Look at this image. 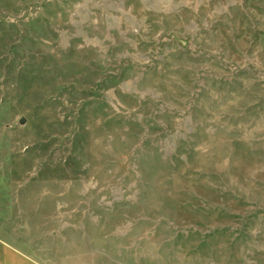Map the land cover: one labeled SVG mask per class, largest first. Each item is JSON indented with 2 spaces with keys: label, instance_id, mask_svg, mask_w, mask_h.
Here are the masks:
<instances>
[{
  "label": "rangeland",
  "instance_id": "obj_1",
  "mask_svg": "<svg viewBox=\"0 0 264 264\" xmlns=\"http://www.w3.org/2000/svg\"><path fill=\"white\" fill-rule=\"evenodd\" d=\"M0 245L264 264V0H0Z\"/></svg>",
  "mask_w": 264,
  "mask_h": 264
},
{
  "label": "crops",
  "instance_id": "obj_2",
  "mask_svg": "<svg viewBox=\"0 0 264 264\" xmlns=\"http://www.w3.org/2000/svg\"><path fill=\"white\" fill-rule=\"evenodd\" d=\"M0 264H38L20 251L0 245Z\"/></svg>",
  "mask_w": 264,
  "mask_h": 264
}]
</instances>
